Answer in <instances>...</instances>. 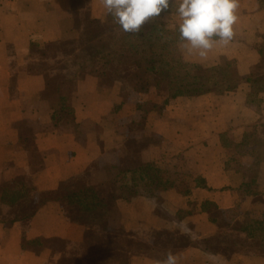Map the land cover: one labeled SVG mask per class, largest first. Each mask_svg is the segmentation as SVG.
<instances>
[{
	"label": "crops",
	"instance_id": "obj_1",
	"mask_svg": "<svg viewBox=\"0 0 264 264\" xmlns=\"http://www.w3.org/2000/svg\"><path fill=\"white\" fill-rule=\"evenodd\" d=\"M236 15L229 45L206 60L178 45L176 55L228 68L238 79L260 66L258 80L164 105L163 75L82 76L99 51L123 50L100 0H0V199L24 194L0 222V264H156L170 251L162 232L195 243L263 219L264 161L258 167L251 144H243L264 132V0H239ZM144 164L176 187L148 194L135 186L126 199L121 173ZM85 185L96 188L104 210L79 215L55 201ZM205 203L217 208L205 211ZM54 239L82 245L83 254L54 250L47 245ZM176 256L178 264H264L250 247H190Z\"/></svg>",
	"mask_w": 264,
	"mask_h": 264
},
{
	"label": "trees",
	"instance_id": "obj_2",
	"mask_svg": "<svg viewBox=\"0 0 264 264\" xmlns=\"http://www.w3.org/2000/svg\"><path fill=\"white\" fill-rule=\"evenodd\" d=\"M169 15L177 16L176 7L173 4H170L169 9L162 12L159 17L152 18L142 25L139 33L128 34L123 32L122 52L112 54L104 50L99 51L96 57L81 67L82 76L87 74L90 69L92 70L89 74L100 78L118 72L136 79H139L140 76L163 75L168 79L170 93L169 99L164 101V105L180 97L196 98L211 94L230 93L237 90L244 82L255 83L258 80L260 66L256 67L250 77L238 79L234 77L228 68H204L200 65L188 64L177 57L175 48L179 44L178 24L166 23V18ZM117 27L119 28L118 25ZM259 92L264 93V88H261ZM258 127H261V125ZM262 127L264 128V126ZM222 141L228 148L232 147L226 137H222ZM245 143H248L246 146L257 143V146H253V151L259 167L264 161L262 151L264 149L263 133L255 132L248 135V137L246 136L243 145ZM129 174L141 175L139 178L140 184L136 186L141 187L148 194L164 192L176 187V183L168 178L167 173L154 164H144L137 169L123 171L121 177ZM135 195L133 193L130 197L126 195L124 197L129 199ZM23 200V193L6 191L0 199V222L5 221L8 210L15 208ZM55 201L68 212L79 215L93 214L106 208L96 188L90 185L71 190L59 196ZM216 208L215 205L210 203H205L202 206L205 211ZM20 219H22L20 216L16 218V220ZM159 235L166 241L170 251L175 255L190 247L199 248L208 253L224 248L250 247L264 256V217L262 220L247 224L239 230L220 232L214 238L195 243L182 233L166 231ZM37 242L42 244L40 241L34 243ZM48 244L60 253L65 249L72 248L76 254L74 259L83 254L82 245H76L62 239H54L49 243L47 242Z\"/></svg>",
	"mask_w": 264,
	"mask_h": 264
},
{
	"label": "clouds",
	"instance_id": "obj_3",
	"mask_svg": "<svg viewBox=\"0 0 264 264\" xmlns=\"http://www.w3.org/2000/svg\"><path fill=\"white\" fill-rule=\"evenodd\" d=\"M100 4L113 23L128 34L139 33L142 25L173 4L179 18L178 46L185 55L201 60H206L217 45L233 41L239 8V0H100ZM156 264H178L177 256L168 251Z\"/></svg>",
	"mask_w": 264,
	"mask_h": 264
},
{
	"label": "rangeland",
	"instance_id": "obj_4",
	"mask_svg": "<svg viewBox=\"0 0 264 264\" xmlns=\"http://www.w3.org/2000/svg\"><path fill=\"white\" fill-rule=\"evenodd\" d=\"M119 30H120V28H118ZM121 31V30H120ZM121 33H122V35H123V38H124V33L121 31ZM175 54H176V52H175ZM177 57H179L180 59H182V57L181 56H178L177 55ZM91 60V59H90ZM183 60V59H182ZM184 61V60H183ZM193 65H196V64H193ZM91 70L92 69H90L89 70V72H91ZM94 70V69H93ZM89 72H87V74H89ZM128 77V76H127ZM130 80L131 79H135V78H131V77H128ZM261 89V87L260 88H258V92H259V90ZM159 106V105H158ZM263 136H264V132H263ZM257 143H252L251 144V147H252V149H253V146H257L256 145ZM257 149V148H256ZM262 151H263V154H264V149H262ZM236 152H238V151H236ZM235 151H232V154H234V153H236ZM238 153H240V152H238ZM140 174H129V175H127V176H123V177H121V179H120V182H119V186L121 187V190H122V192H123V194L124 195H126V196H129L130 197V195L131 194H135V190H136V188H135V186L136 185H139L140 183H139V178H140ZM251 222H248L247 224H250Z\"/></svg>",
	"mask_w": 264,
	"mask_h": 264
}]
</instances>
